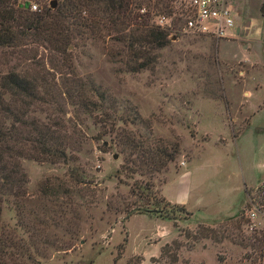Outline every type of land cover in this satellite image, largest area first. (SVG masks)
<instances>
[{"label": "rangeland", "instance_id": "rangeland-1", "mask_svg": "<svg viewBox=\"0 0 264 264\" xmlns=\"http://www.w3.org/2000/svg\"><path fill=\"white\" fill-rule=\"evenodd\" d=\"M230 1L239 33L226 39L176 31L171 0L169 41L137 72L112 55L122 47L111 34L65 52L32 33L0 46V80L15 72L43 85L38 100L14 104L19 122L0 114L13 151L22 148L8 165L19 183L1 203L0 234L25 244L26 264H261L264 234L253 218L264 214V186L239 204L263 168L251 160L257 149L242 155L232 139L246 118L232 120L263 81L249 61L264 34V0ZM75 79L97 91L88 110L75 105ZM43 127L63 158L37 151ZM163 151L173 158L160 171L140 159ZM163 195L193 216L135 213Z\"/></svg>", "mask_w": 264, "mask_h": 264}, {"label": "trees", "instance_id": "trees-1", "mask_svg": "<svg viewBox=\"0 0 264 264\" xmlns=\"http://www.w3.org/2000/svg\"><path fill=\"white\" fill-rule=\"evenodd\" d=\"M50 1L55 2L53 9L48 7ZM30 2L37 4L35 11H30ZM170 2L171 0H0V46H19L21 38H28L32 33L51 48L65 52L78 43L83 44L85 40L111 34L112 40L122 47L120 52H111L112 55L122 60L128 71L137 72L151 67L156 61V51L169 41L168 30L149 21L152 15L169 16L172 13ZM142 8L145 9V16L138 13ZM38 79L36 76L15 72L1 78V119L19 122L20 117L14 112V104L18 102L29 105L40 98L38 89L43 85L37 84ZM96 92L93 87L87 89L86 84L75 79V105L78 107L85 110L92 107L89 96ZM4 96H8V99L5 100ZM109 119L110 116H106L103 122ZM118 120H121L120 117ZM51 133V130L43 127V134L38 132L32 141L37 151L44 154V158H50L54 162L64 155L62 151L50 150L48 147V142L53 139ZM12 140V130L6 129L0 121V214L3 198L13 196L14 184L19 183L12 176L13 171L8 169V165L14 160L13 155L22 154L21 146L18 147V152L13 151L10 146ZM146 156H141V161L155 168V171L162 170L173 158L171 154H165V151L157 161L153 160L152 155ZM13 167L15 165L12 164ZM4 170H9L8 175L3 173ZM165 206L168 210L164 209ZM174 209L190 214L183 207L170 205L162 199L153 204L151 209H146L145 206L136 208L135 213L169 220ZM239 216L243 218L242 213ZM26 250L23 242L15 244L2 238L0 234V264H26Z\"/></svg>", "mask_w": 264, "mask_h": 264}, {"label": "built area", "instance_id": "built-area-1", "mask_svg": "<svg viewBox=\"0 0 264 264\" xmlns=\"http://www.w3.org/2000/svg\"><path fill=\"white\" fill-rule=\"evenodd\" d=\"M31 8L36 10L35 6ZM174 9L175 29L180 33L228 39L231 31H237V16L230 0H174ZM170 22L172 17L161 14L154 24L168 29ZM251 217L253 213H249Z\"/></svg>", "mask_w": 264, "mask_h": 264}, {"label": "crops", "instance_id": "crops-1", "mask_svg": "<svg viewBox=\"0 0 264 264\" xmlns=\"http://www.w3.org/2000/svg\"><path fill=\"white\" fill-rule=\"evenodd\" d=\"M238 33H239V29H237L236 31L237 35ZM249 62H254L255 64H258L261 70H263L264 72V34L262 35L259 44H257L256 54L254 59ZM261 99L264 100V75H263V81L261 82V86L257 90H254L252 93H250V98L248 99L247 104L242 107V110H236L237 115L232 120L233 123H236L238 119L246 118V121L243 123L242 129L232 139L236 144H238V147L242 155L246 153L249 154L250 151L257 149L258 152H253L254 156L251 155V160L253 162L256 161L255 163L261 166V168H263V172L261 175H259L256 178L254 186L249 188H247L246 186L245 191L246 190L249 191L261 185L264 186V101L262 102ZM245 144H248L249 146L246 152H244L246 146ZM239 145L242 146V150ZM244 195L245 198L240 202L239 207L247 199V191L245 192ZM165 199L167 202L171 204H176L174 203L173 200H168L166 197ZM188 210L192 217L193 215L191 213V210L190 209ZM253 220H254V224L256 226H259V228L263 231L264 234V214L256 215L253 218ZM161 221L164 223V220ZM263 263H264V235H263L261 264Z\"/></svg>", "mask_w": 264, "mask_h": 264}, {"label": "water", "instance_id": "water-1", "mask_svg": "<svg viewBox=\"0 0 264 264\" xmlns=\"http://www.w3.org/2000/svg\"><path fill=\"white\" fill-rule=\"evenodd\" d=\"M54 6H55V2L54 1H50L48 7L50 9H53ZM260 14L264 17V5L260 8Z\"/></svg>", "mask_w": 264, "mask_h": 264}, {"label": "flooded vegetation", "instance_id": "flooded-vegetation-1", "mask_svg": "<svg viewBox=\"0 0 264 264\" xmlns=\"http://www.w3.org/2000/svg\"><path fill=\"white\" fill-rule=\"evenodd\" d=\"M264 5V2L262 3V5L261 6H263Z\"/></svg>", "mask_w": 264, "mask_h": 264}]
</instances>
